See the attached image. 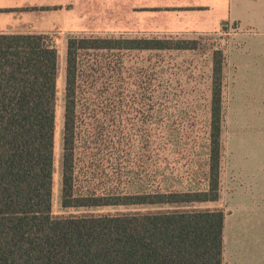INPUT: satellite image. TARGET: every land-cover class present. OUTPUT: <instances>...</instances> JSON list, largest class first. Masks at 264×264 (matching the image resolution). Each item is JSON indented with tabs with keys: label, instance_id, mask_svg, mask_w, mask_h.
I'll list each match as a JSON object with an SVG mask.
<instances>
[{
	"label": "trees",
	"instance_id": "1",
	"mask_svg": "<svg viewBox=\"0 0 264 264\" xmlns=\"http://www.w3.org/2000/svg\"><path fill=\"white\" fill-rule=\"evenodd\" d=\"M197 49L184 38L68 37L61 207L121 210L54 214L57 41L0 34V264H224L225 210L196 206L221 197L222 50L212 53L205 188L178 187L181 178L168 172L183 132L167 129L176 88L162 55ZM145 53L162 61H134ZM138 92L153 101L151 133L123 131L115 118L106 127L121 99ZM150 135L138 149L135 138Z\"/></svg>",
	"mask_w": 264,
	"mask_h": 264
},
{
	"label": "rangeland",
	"instance_id": "2",
	"mask_svg": "<svg viewBox=\"0 0 264 264\" xmlns=\"http://www.w3.org/2000/svg\"><path fill=\"white\" fill-rule=\"evenodd\" d=\"M254 30H252L253 32ZM59 53L58 101L56 154L54 173L53 213L78 214L86 212L114 213L121 208H95L63 210L61 207V168L63 115L65 97L66 48L68 37L54 36ZM196 40L199 49L188 51H171L164 53V63L170 69L169 79L175 86L171 95V114L167 129L182 131L180 152L168 156L167 164L181 178L178 187L205 188L204 170L205 151L209 135L210 121V87L212 82V53L222 50L226 56L224 79L225 115L222 131V172L221 197L218 202L196 205L201 208H223L225 213L231 210L238 218L244 205L261 206L264 215V34H237L222 31L212 35L178 37ZM162 57L153 54H137L134 61L153 63ZM162 61V60H161ZM120 108L106 120L105 126L116 125L123 131L153 128L150 118V105L153 101L149 94L145 97L140 92L121 99ZM183 116V117H182ZM137 139L138 149L151 143ZM110 150V149H109ZM108 149L103 155L109 160L107 165L115 162ZM197 183V185L195 184ZM257 218V214H256ZM239 220V219H237ZM256 225L254 232L262 231L264 236V219ZM252 231L251 233L254 234ZM240 233V228L238 229ZM264 245V244H262ZM254 248L255 245H252ZM259 250H264L258 245Z\"/></svg>",
	"mask_w": 264,
	"mask_h": 264
},
{
	"label": "crops",
	"instance_id": "3",
	"mask_svg": "<svg viewBox=\"0 0 264 264\" xmlns=\"http://www.w3.org/2000/svg\"><path fill=\"white\" fill-rule=\"evenodd\" d=\"M222 31L264 34V0H0V34L178 38ZM260 210L244 205L238 218L231 208L226 213L224 264H264L263 232H254Z\"/></svg>",
	"mask_w": 264,
	"mask_h": 264
}]
</instances>
